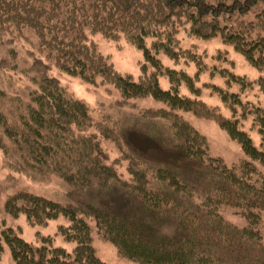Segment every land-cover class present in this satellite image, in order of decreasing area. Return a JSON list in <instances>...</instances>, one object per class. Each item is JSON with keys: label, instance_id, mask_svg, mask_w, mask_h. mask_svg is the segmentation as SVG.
I'll return each instance as SVG.
<instances>
[{"label": "trees", "instance_id": "obj_1", "mask_svg": "<svg viewBox=\"0 0 264 264\" xmlns=\"http://www.w3.org/2000/svg\"><path fill=\"white\" fill-rule=\"evenodd\" d=\"M256 7V18L247 20L244 16ZM186 25L189 36L209 39L219 35L233 45L263 74L252 82L231 73L230 81L239 83L242 91L256 82L264 93V37L256 33L264 25V0H0V38L3 33L19 37L29 32L37 39L42 55L31 67L35 75L30 79L36 87L4 100L13 110L8 115L0 111V152L11 146L26 152L36 164L42 162L46 169L53 166L54 174L76 192L94 186L108 189L116 182L136 193L147 213L176 222L178 231L172 237H155L119 212L78 199L62 204L22 190L9 196L7 216L25 215L32 224L41 225L63 215L69 224L59 225L58 233L74 245L68 250L56 245L53 237L31 243L1 219L0 264L6 247L15 264H108L97 254L94 228L88 220L94 222L96 235L112 243L118 255L140 264H248L264 252L260 229L264 211H253L259 201L264 204V187L257 188L252 182V175L259 172L254 163L264 166V107L244 102L240 93L214 87L232 112L228 117L217 108H208L199 97L180 93L182 82L194 86L182 69L166 66L160 55L175 63L198 55L195 49L180 45L179 27ZM97 32L107 39L123 37L142 51L139 79L115 69L109 56L89 38ZM5 36L0 45L15 39L5 41ZM53 69L85 84L113 85L124 107L130 106L133 98L152 97L163 103L165 108L144 110V115L168 121L175 132L176 147L186 156L206 162L215 178L214 189L208 188L195 208L187 205L182 209L180 197L195 199L196 192L178 169L168 165L149 171L124 147L120 151L129 161L126 171L130 179L121 178L100 140L118 139L113 128L103 118L95 122L86 103L49 74ZM161 77L168 78L169 89L161 87ZM195 92L200 93L198 89ZM178 110L213 118L241 144L249 160L228 168L222 159L207 157L206 138ZM248 112L255 117L259 146L239 127ZM90 128L97 132L87 133ZM224 205L242 207L246 224L239 228L227 221L218 211Z\"/></svg>", "mask_w": 264, "mask_h": 264}, {"label": "rangeland", "instance_id": "obj_2", "mask_svg": "<svg viewBox=\"0 0 264 264\" xmlns=\"http://www.w3.org/2000/svg\"><path fill=\"white\" fill-rule=\"evenodd\" d=\"M258 10L257 7L253 8L244 17L247 20H254L255 12ZM188 30L189 25L179 27L180 45L184 49H195L198 55H195L192 60L182 58L179 63L160 55L166 66L182 69L189 78L188 82L194 86L191 88L187 83L182 82L180 93L193 98L199 97L208 108H217V111L228 117L232 112L223 103L214 87L231 93H240L244 102L249 101L264 107V93L259 90L256 82L242 91L239 83L230 81L231 73L238 77H246L252 82L263 73L251 66L245 57L234 49L233 45L225 43L219 35L209 39L197 38L189 36ZM28 33L26 36L19 37L14 35L13 42L0 45V111L2 115H8V112L13 110L9 103L4 101L7 100V97L24 93V90L36 87L30 79L35 75L31 67L32 64H37L36 61L38 62L42 55L37 48V39ZM256 33L264 37V25ZM6 34L3 33V36ZM3 36L0 38V44ZM13 37L7 34L4 40H12ZM89 38L104 55L109 56L117 71L129 74L135 80L139 79L140 68L144 62L141 50L123 37L107 39L97 32L90 34ZM197 58L199 61H196ZM49 74L57 77L71 94L86 103L95 122L103 118L107 126L113 128L114 136H117L118 139L100 137V140L108 154L109 162L115 164L121 178L130 179L126 171L129 161L122 157L120 151V148L124 147L149 171L168 165L178 169L186 183L196 192L195 199L180 197L182 209L187 205L192 209L195 208L204 200L208 188L214 189L215 178L206 162L188 157L176 147L175 132L168 121L160 118L151 119L144 115V110L165 108L163 103L152 97L133 98L130 101V106L124 107L120 105L121 95L113 85L85 84L79 78L60 73L57 69H53ZM159 80L163 89L171 87L167 77H161ZM196 89L200 91L198 95L195 92ZM178 113L206 138L207 157L222 159L228 168L235 167L241 161L249 160L241 144L231 139L213 118L197 117L194 113L183 110H178ZM243 116L242 114L239 118ZM254 119L255 117L248 112L247 119L242 118L239 127L250 135L256 146H259L260 135L255 129L257 127L254 128ZM90 132L97 131L90 128L87 133ZM24 153L11 146L6 150L2 148L0 152V220L3 219L8 225L20 231L25 240L36 243L40 242L42 237H53L56 245L64 246L68 250H71L74 245L73 242L67 241L61 233H58L59 225L67 226L69 224L68 218L63 215L41 225L32 224L25 215L16 218L7 216L5 210L9 196L22 190L62 204H72L74 199H78L108 211L119 212L129 221L139 224L145 231L150 230L155 237H172L178 232L176 222L164 219L163 216L147 213L148 210L143 207L140 197L136 193L122 188L118 183L113 182L108 189L94 186L76 192L66 180L54 174L53 166L46 169L42 162L38 165L27 157L26 152ZM254 165L256 171L259 170V172L253 175L251 173L252 182L257 188H263L264 166L258 162H255ZM257 208L259 211H264V204L259 201L253 211H257ZM218 211H222L224 218L235 227L240 228L247 222L242 215V211H245L242 207L224 205L218 208ZM261 218L260 229L264 236V212ZM88 221L94 228L93 244L102 260L108 264H140L118 255L112 243L96 235L94 222ZM2 256L3 264H15L7 247ZM247 258L250 259V256ZM248 264H264V252L257 255L255 262H248Z\"/></svg>", "mask_w": 264, "mask_h": 264}]
</instances>
